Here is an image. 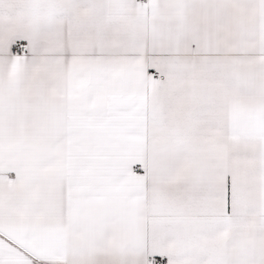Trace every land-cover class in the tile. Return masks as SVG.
<instances>
[{
  "label": "snow or ice",
  "instance_id": "6c2138e0",
  "mask_svg": "<svg viewBox=\"0 0 264 264\" xmlns=\"http://www.w3.org/2000/svg\"><path fill=\"white\" fill-rule=\"evenodd\" d=\"M0 264H264V0H0Z\"/></svg>",
  "mask_w": 264,
  "mask_h": 264
}]
</instances>
